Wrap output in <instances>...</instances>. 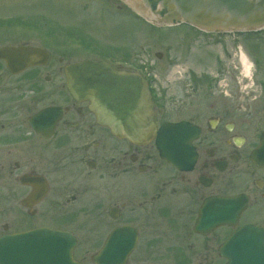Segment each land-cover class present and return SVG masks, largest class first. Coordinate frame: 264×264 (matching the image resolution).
I'll list each match as a JSON object with an SVG mask.
<instances>
[{
    "label": "flooded vegetation",
    "instance_id": "obj_1",
    "mask_svg": "<svg viewBox=\"0 0 264 264\" xmlns=\"http://www.w3.org/2000/svg\"><path fill=\"white\" fill-rule=\"evenodd\" d=\"M17 28L4 31L0 48L31 47L40 57L13 72L0 60L5 264H36L31 255L40 238L24 235L43 229L101 236L94 253L115 236L118 257L122 242H133L122 264H241L250 250L260 253L264 165L251 155L264 123L245 120L242 111L252 108L229 84L218 86L221 79L189 67L181 74L172 62L164 76L155 74L149 56L139 59L126 47L93 59L143 78L158 127L183 122L198 133L182 134L172 163L159 157L154 141L137 145L113 136L87 101L74 98L65 74L75 63L71 34L57 40L63 31L53 26Z\"/></svg>",
    "mask_w": 264,
    "mask_h": 264
},
{
    "label": "rangeland",
    "instance_id": "obj_2",
    "mask_svg": "<svg viewBox=\"0 0 264 264\" xmlns=\"http://www.w3.org/2000/svg\"><path fill=\"white\" fill-rule=\"evenodd\" d=\"M36 25L63 31L57 40H70L71 34L74 62L91 60L98 52L118 46L135 50L139 59L149 56L157 65L153 73L161 76L171 62L181 74L187 67L196 73H210L213 80L221 79L218 86L229 84L240 96V103L252 108L242 111L245 120L264 123V31L248 36H210L186 25L157 28L136 17L125 0H0V46L5 45L2 38L8 28ZM241 56L250 68L248 78ZM75 233L74 257H85L84 264H89L101 236Z\"/></svg>",
    "mask_w": 264,
    "mask_h": 264
},
{
    "label": "water",
    "instance_id": "obj_3",
    "mask_svg": "<svg viewBox=\"0 0 264 264\" xmlns=\"http://www.w3.org/2000/svg\"><path fill=\"white\" fill-rule=\"evenodd\" d=\"M146 20L156 18L159 26L186 24L208 31L255 32L264 28V0H125ZM155 20H152V22ZM40 50L31 47L0 48V60L13 72L34 65ZM67 84L76 100L89 102V109L99 125L121 139L144 145L154 139L160 158L174 163L172 153L182 145L181 136L191 127L185 123L157 127L151 107L149 89L135 74L119 72L103 62L84 61L65 68ZM191 130L192 137L198 133ZM192 139V138H190ZM190 142V141H189ZM188 142V143H189ZM257 166L264 165V136L260 147L251 155ZM41 245L31 256L36 264H78L72 259L74 237L47 230L29 233ZM115 236L92 257L94 264H122L133 242L121 244L115 255ZM4 239L0 238V264H5ZM241 264H264V245L258 254L250 250Z\"/></svg>",
    "mask_w": 264,
    "mask_h": 264
},
{
    "label": "bare ground",
    "instance_id": "obj_4",
    "mask_svg": "<svg viewBox=\"0 0 264 264\" xmlns=\"http://www.w3.org/2000/svg\"><path fill=\"white\" fill-rule=\"evenodd\" d=\"M150 20H151V22H152V20H155V21H153V23H156V18H154V17H152V18H150ZM242 58V57H241ZM241 66H242V68H243V71H244V75H245V77H249V66L247 65V63L244 61V58H242V62H241Z\"/></svg>",
    "mask_w": 264,
    "mask_h": 264
}]
</instances>
